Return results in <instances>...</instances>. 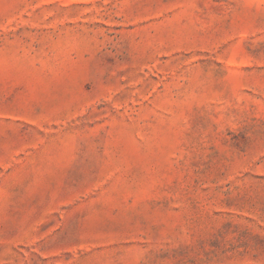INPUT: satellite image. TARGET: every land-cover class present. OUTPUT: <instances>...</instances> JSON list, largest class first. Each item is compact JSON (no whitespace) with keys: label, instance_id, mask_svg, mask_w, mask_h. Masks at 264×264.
I'll return each instance as SVG.
<instances>
[{"label":"rangeland","instance_id":"rangeland-1","mask_svg":"<svg viewBox=\"0 0 264 264\" xmlns=\"http://www.w3.org/2000/svg\"><path fill=\"white\" fill-rule=\"evenodd\" d=\"M0 264H264V0H0Z\"/></svg>","mask_w":264,"mask_h":264}]
</instances>
